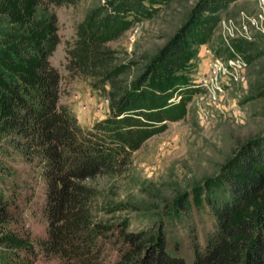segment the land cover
I'll return each instance as SVG.
<instances>
[{
  "label": "trees",
  "instance_id": "trees-1",
  "mask_svg": "<svg viewBox=\"0 0 264 264\" xmlns=\"http://www.w3.org/2000/svg\"><path fill=\"white\" fill-rule=\"evenodd\" d=\"M85 1L0 0V20L7 25L0 38V139L21 147L35 163L47 218L38 236L8 227L17 198L0 189V264H38L39 251L59 258L58 264H264V129L233 148L215 176L187 185L195 196L204 195L214 218L204 241L191 226L190 255L180 252L179 240L170 245L165 220L156 214L149 213L150 224L128 230L106 221L99 207L105 213L143 208L121 196L120 178L131 169L134 151L167 121L184 117L192 91L202 90L191 72L193 44L212 38L236 0H198L156 53L134 51L131 59L113 42L132 21L172 0L84 5L76 35L65 43V68L70 79H88L109 98V114L91 126L60 100L63 75L51 60L61 42L54 7ZM241 46L252 51L255 41ZM225 52L233 55L227 46ZM255 95L264 96L263 79ZM176 189L172 197L158 194L156 207L190 215V194ZM108 241L117 244L113 258Z\"/></svg>",
  "mask_w": 264,
  "mask_h": 264
},
{
  "label": "rangeland",
  "instance_id": "rangeland-1",
  "mask_svg": "<svg viewBox=\"0 0 264 264\" xmlns=\"http://www.w3.org/2000/svg\"><path fill=\"white\" fill-rule=\"evenodd\" d=\"M90 1L86 0L80 6L54 7L61 42L51 56L53 64L63 75L60 100L67 103L86 126L109 114V98L94 88L90 80L68 77L65 43L76 35V24L83 19L84 5ZM197 1L162 3L157 13L132 21L113 44L120 45L125 59L133 58L134 51L156 53L186 22ZM258 5L259 0L234 1L216 25L212 38L193 44L196 49L191 68L194 81L207 69L211 57H227V46L233 57L245 60V82L240 79L226 85L225 93L218 100L209 97L203 88L193 90L184 117L167 121L164 130L134 151L131 169L120 178V193L141 201L144 206L137 210H109L106 213L104 206H99L100 215L115 228L122 222L123 226L127 224L128 230H138L150 224L149 213H154L156 218L165 220L170 245L179 240L180 252L185 255L191 254L192 225H195L201 241L213 228L214 218L204 195L195 196L187 185L215 176L233 148L264 129V96L255 95L258 84L264 80V32L248 17L257 12ZM6 26L0 20V38L7 30ZM247 40L255 41L254 50L247 51L241 46ZM180 95L175 93L174 96L178 98ZM103 181L99 180L100 183ZM178 187H181L178 193L186 191L190 194V215L165 204L156 207L160 202L159 195L172 197ZM0 189L13 199L17 198L13 207L14 218L8 222V227L25 229L33 236L43 234L47 226V218L40 208L43 179L21 147L4 139H0ZM116 247L117 244L110 241L106 244L112 258L117 252ZM37 263L58 264L59 258L39 251Z\"/></svg>",
  "mask_w": 264,
  "mask_h": 264
},
{
  "label": "built area",
  "instance_id": "built-area-1",
  "mask_svg": "<svg viewBox=\"0 0 264 264\" xmlns=\"http://www.w3.org/2000/svg\"><path fill=\"white\" fill-rule=\"evenodd\" d=\"M248 17L259 30L264 32V0H259L257 12ZM245 67L246 62L243 58L233 56L224 58L221 55H216L210 58L207 69L195 82L204 89V93H207L209 97L211 95L214 100H218V97L225 93L226 85H231L233 81L240 79L245 82Z\"/></svg>",
  "mask_w": 264,
  "mask_h": 264
}]
</instances>
